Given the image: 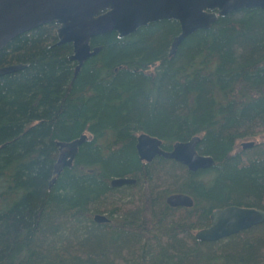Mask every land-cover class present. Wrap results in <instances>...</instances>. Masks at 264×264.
<instances>
[{"label": "trees", "instance_id": "obj_1", "mask_svg": "<svg viewBox=\"0 0 264 264\" xmlns=\"http://www.w3.org/2000/svg\"><path fill=\"white\" fill-rule=\"evenodd\" d=\"M57 26L25 33L0 51V264H264V224L197 242L226 207L264 211V11L241 10L188 36L174 21L100 47L74 77L71 45ZM145 134L170 151L199 137L215 165L189 172L136 154ZM87 136L70 169L49 189L56 142ZM115 179L131 185L111 187ZM191 208H170V195ZM105 215L108 223L93 221Z\"/></svg>", "mask_w": 264, "mask_h": 264}, {"label": "water", "instance_id": "obj_2", "mask_svg": "<svg viewBox=\"0 0 264 264\" xmlns=\"http://www.w3.org/2000/svg\"><path fill=\"white\" fill-rule=\"evenodd\" d=\"M264 11V0H0V51L12 40L48 24L57 26V45H71L74 77L83 63L101 50L91 47L90 41L101 35L115 33L118 39L129 37L149 24L174 21L180 33L170 46L169 56L178 46L197 31L208 30L219 18L241 10ZM22 65L0 68V77L16 73ZM87 141L86 135L70 142L56 143L57 157L52 168L50 189L64 169H70L79 148ZM199 137L187 142L175 143L170 151L162 149V142L145 134L136 138V154L139 160L150 164L155 158L173 161L189 172L207 170L215 163L201 156L196 148ZM253 142L240 145L242 150L252 149ZM133 180L115 179L112 187L133 184ZM170 208H191L192 199L186 195H171L166 199ZM93 221L107 223L105 216H95ZM264 224V211L254 208L226 207L215 210L209 217V227L197 231V242L213 243L239 234L254 226Z\"/></svg>", "mask_w": 264, "mask_h": 264}, {"label": "rangeland", "instance_id": "obj_3", "mask_svg": "<svg viewBox=\"0 0 264 264\" xmlns=\"http://www.w3.org/2000/svg\"><path fill=\"white\" fill-rule=\"evenodd\" d=\"M264 141V135H258L255 139L251 140V142H260V141ZM250 140L248 141H240L238 144H237V149L239 148L240 144L244 143V142H249ZM102 216H105V215H102Z\"/></svg>", "mask_w": 264, "mask_h": 264}, {"label": "bare ground", "instance_id": "obj_4", "mask_svg": "<svg viewBox=\"0 0 264 264\" xmlns=\"http://www.w3.org/2000/svg\"><path fill=\"white\" fill-rule=\"evenodd\" d=\"M178 24V23H177ZM137 138V137H136ZM75 140V139H74ZM73 141V140H72ZM70 142V141H69ZM56 143H61V142H56ZM56 143H55V147H56ZM254 143V142H253ZM242 150V149H241ZM242 151H244V150H242ZM56 152H57V148H56ZM209 158V157H208ZM131 185V184H130ZM112 187V186H111ZM175 195H177V194H175ZM179 195H182V194H179ZM171 196V195H170ZM95 216H99V215H95ZM94 216V217H95ZM93 217V218H94ZM106 218V217H105ZM107 219V218H106ZM107 223H108V220H107ZM104 224V223H103ZM106 224V223H105ZM206 229H208V228H206ZM203 230H205V229H203Z\"/></svg>", "mask_w": 264, "mask_h": 264}, {"label": "flooded vegetation", "instance_id": "obj_5", "mask_svg": "<svg viewBox=\"0 0 264 264\" xmlns=\"http://www.w3.org/2000/svg\"><path fill=\"white\" fill-rule=\"evenodd\" d=\"M173 209H175V208H173Z\"/></svg>", "mask_w": 264, "mask_h": 264}]
</instances>
